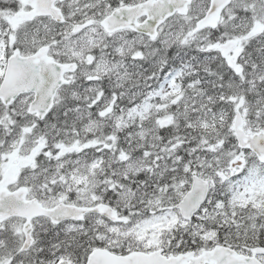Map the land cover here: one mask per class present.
<instances>
[{
  "label": "snow or ice",
  "instance_id": "snow-or-ice-1",
  "mask_svg": "<svg viewBox=\"0 0 264 264\" xmlns=\"http://www.w3.org/2000/svg\"><path fill=\"white\" fill-rule=\"evenodd\" d=\"M0 264H264V0H0Z\"/></svg>",
  "mask_w": 264,
  "mask_h": 264
}]
</instances>
